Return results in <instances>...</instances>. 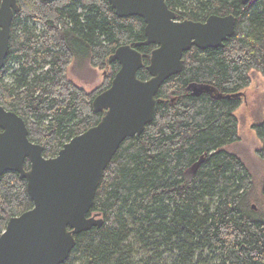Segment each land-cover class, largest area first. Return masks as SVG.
<instances>
[{
	"label": "trees",
	"instance_id": "16d2710c",
	"mask_svg": "<svg viewBox=\"0 0 264 264\" xmlns=\"http://www.w3.org/2000/svg\"><path fill=\"white\" fill-rule=\"evenodd\" d=\"M166 1L195 21L234 14L235 33L223 46L184 53L183 69L158 92L164 101L153 121L120 145L104 172L92 209L104 223L78 234L63 264H264V210L252 207L248 166L227 149L239 139L234 112L242 96L226 97L250 85L252 70L264 74V0ZM18 3L0 70V103L25 119L30 139L51 157L101 120L105 111H96L93 100L120 68L108 58L121 45L145 40L146 23L119 17L108 0ZM155 47H139L142 79L150 77ZM76 58L111 67L102 88L87 92L68 77ZM193 82L211 84L224 97L194 96L187 89ZM254 129L264 162V119ZM32 207L27 180L18 172L3 174L0 235L11 217Z\"/></svg>",
	"mask_w": 264,
	"mask_h": 264
},
{
	"label": "water",
	"instance_id": "95a60500",
	"mask_svg": "<svg viewBox=\"0 0 264 264\" xmlns=\"http://www.w3.org/2000/svg\"><path fill=\"white\" fill-rule=\"evenodd\" d=\"M119 17L139 16L146 23L145 40L119 46L108 58L119 70L111 85L93 100L101 120L75 135L57 155L46 157L44 146L32 141L25 119L0 103V177L18 172L27 180L33 207L9 219L0 235V264H63L76 245V236L104 219L92 212L104 172L120 145L140 135L155 117L163 83L184 66V53L193 46L220 47L235 33L234 14L210 15L205 21L177 20L166 0H108ZM246 3L250 0H242ZM18 0L0 3V70L10 48L11 25ZM154 44L147 70L139 47ZM194 96L224 97L208 83H191ZM243 91L226 97L242 96ZM30 166L26 168V162ZM204 156L191 168L196 172ZM256 209V206L253 205Z\"/></svg>",
	"mask_w": 264,
	"mask_h": 264
},
{
	"label": "rangeland",
	"instance_id": "374dc122",
	"mask_svg": "<svg viewBox=\"0 0 264 264\" xmlns=\"http://www.w3.org/2000/svg\"><path fill=\"white\" fill-rule=\"evenodd\" d=\"M110 74V66H94L87 58H76L67 68L68 77L87 92L102 88ZM250 75L251 83L243 89L242 103L234 112L238 119L239 139L229 144L227 149L238 154L248 166L254 183L252 207L255 205L256 209L264 210V162L257 155L261 141L254 129V124L264 119V74L252 70Z\"/></svg>",
	"mask_w": 264,
	"mask_h": 264
},
{
	"label": "flooded vegetation",
	"instance_id": "af4514ba",
	"mask_svg": "<svg viewBox=\"0 0 264 264\" xmlns=\"http://www.w3.org/2000/svg\"><path fill=\"white\" fill-rule=\"evenodd\" d=\"M172 10L175 11L174 9H172ZM176 13H177V20L182 21V20L188 19V18H185V17H181L178 12H176Z\"/></svg>",
	"mask_w": 264,
	"mask_h": 264
}]
</instances>
